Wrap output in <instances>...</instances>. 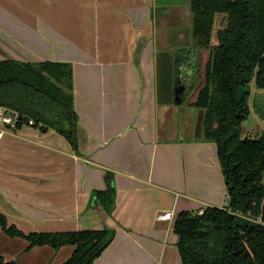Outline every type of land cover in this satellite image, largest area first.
<instances>
[{"label":"crops","instance_id":"obj_1","mask_svg":"<svg viewBox=\"0 0 264 264\" xmlns=\"http://www.w3.org/2000/svg\"><path fill=\"white\" fill-rule=\"evenodd\" d=\"M171 1L0 0V62L70 63L78 116V154L49 128L23 126L0 141L7 227L29 234L108 226L115 237L93 264H180L173 223L158 214L227 207L217 145L202 139L196 97L185 102L202 79L204 50L172 43ZM175 77L185 93L179 105ZM107 187L114 189L110 213L92 196ZM240 216L261 220L260 212ZM27 246L8 236L0 255L17 264H60L73 250Z\"/></svg>","mask_w":264,"mask_h":264},{"label":"trees","instance_id":"obj_2","mask_svg":"<svg viewBox=\"0 0 264 264\" xmlns=\"http://www.w3.org/2000/svg\"><path fill=\"white\" fill-rule=\"evenodd\" d=\"M192 35L198 48H209L195 107L202 110V139L217 145V156L225 178L226 208L205 207L202 215L178 212L172 231L180 264H264V142L241 137L242 122L249 113L237 99L241 85L253 79L264 89V0H189ZM224 28L212 34L216 17ZM0 104L19 111L52 129L78 151L74 111L72 66L67 62H0ZM109 182L110 174H105ZM92 196L106 213L114 208V189L107 187ZM258 223L243 219L254 217ZM0 228L10 237L34 246L53 249L70 245L72 254L60 264H93L113 241L114 229H83L66 233L23 234L7 227L0 214ZM0 264H17L0 256Z\"/></svg>","mask_w":264,"mask_h":264},{"label":"rangeland","instance_id":"obj_3","mask_svg":"<svg viewBox=\"0 0 264 264\" xmlns=\"http://www.w3.org/2000/svg\"><path fill=\"white\" fill-rule=\"evenodd\" d=\"M189 0H178L177 2L172 0L171 2H168L169 4L165 5V7H170V14H172L174 25L170 27L173 28L174 34H172L170 37V40H172V43L176 46H180L181 49H188L190 46L193 45L196 46L195 39H193L192 35V22H191V11H190V5ZM162 13H158L157 17L159 18ZM165 15V13H163ZM223 14H218L216 17V28L213 30L212 44H215L216 39L215 35L216 32H218L219 29L224 28L225 21L223 19ZM157 23L161 26L162 21L159 20ZM165 25V23H164ZM177 39L178 41H176ZM204 50V53H202L203 61H202V67L204 66L205 62L208 59L209 54V48H200ZM203 82V75L200 83L197 85L195 89L190 90V95L188 96L186 103L191 100L193 97H197L198 89L202 86ZM237 99H242L245 101L247 108H249V113L247 114L246 118L242 122V128H241V137L243 138H253V139H261L264 142V89L258 88L254 85L253 79L247 81L243 85L239 87L237 90ZM180 109H183L185 112L184 119H188L189 112L186 110H189L188 107L182 106ZM182 112L179 113L177 116V119H180L181 121ZM183 119V120H184ZM178 121V123H179ZM177 124V122H174V124ZM180 125H182V122H180ZM189 127V126H188ZM191 130V128L189 129ZM264 184V180H263ZM7 234L0 228V254L4 255V251H7ZM17 239V238H14ZM10 241V239L8 240ZM0 255V256H1Z\"/></svg>","mask_w":264,"mask_h":264},{"label":"built area","instance_id":"obj_4","mask_svg":"<svg viewBox=\"0 0 264 264\" xmlns=\"http://www.w3.org/2000/svg\"><path fill=\"white\" fill-rule=\"evenodd\" d=\"M23 126L33 127L41 131L42 124L36 122L32 118L25 116L17 110L8 108L0 104V141L7 135L14 134L18 129ZM204 208L193 211V214L202 215ZM173 210L158 214V219L173 223L175 218Z\"/></svg>","mask_w":264,"mask_h":264},{"label":"water","instance_id":"obj_5","mask_svg":"<svg viewBox=\"0 0 264 264\" xmlns=\"http://www.w3.org/2000/svg\"><path fill=\"white\" fill-rule=\"evenodd\" d=\"M165 8H168V7H165ZM158 13H159V10L157 9L155 11L156 17H157ZM172 92H173V96H174L173 103L175 105H179L181 103L182 98H183V97L181 98L180 95L182 94L184 96L185 93L183 92V88L182 87H180V86L177 87V78L176 77H175V80L173 82Z\"/></svg>","mask_w":264,"mask_h":264}]
</instances>
